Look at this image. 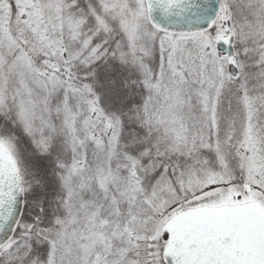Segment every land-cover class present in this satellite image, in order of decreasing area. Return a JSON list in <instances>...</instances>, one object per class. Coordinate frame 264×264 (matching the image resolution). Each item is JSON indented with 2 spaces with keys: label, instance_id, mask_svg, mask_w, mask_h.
<instances>
[{
  "label": "snow or ice",
  "instance_id": "snow-or-ice-1",
  "mask_svg": "<svg viewBox=\"0 0 264 264\" xmlns=\"http://www.w3.org/2000/svg\"><path fill=\"white\" fill-rule=\"evenodd\" d=\"M0 264H264V0H0Z\"/></svg>",
  "mask_w": 264,
  "mask_h": 264
}]
</instances>
